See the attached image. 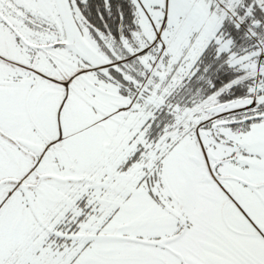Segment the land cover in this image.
Masks as SVG:
<instances>
[{
  "label": "snow or ice",
  "instance_id": "snow-or-ice-1",
  "mask_svg": "<svg viewBox=\"0 0 264 264\" xmlns=\"http://www.w3.org/2000/svg\"><path fill=\"white\" fill-rule=\"evenodd\" d=\"M0 264H264V0H0Z\"/></svg>",
  "mask_w": 264,
  "mask_h": 264
}]
</instances>
